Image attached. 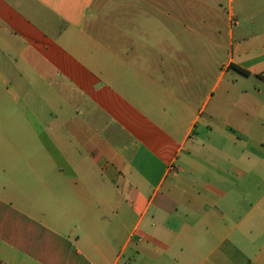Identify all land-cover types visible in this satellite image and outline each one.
<instances>
[{
    "label": "crops",
    "instance_id": "crops-1",
    "mask_svg": "<svg viewBox=\"0 0 264 264\" xmlns=\"http://www.w3.org/2000/svg\"><path fill=\"white\" fill-rule=\"evenodd\" d=\"M0 93V264H264V0H0Z\"/></svg>",
    "mask_w": 264,
    "mask_h": 264
},
{
    "label": "rangeland",
    "instance_id": "rangeland-1",
    "mask_svg": "<svg viewBox=\"0 0 264 264\" xmlns=\"http://www.w3.org/2000/svg\"><path fill=\"white\" fill-rule=\"evenodd\" d=\"M36 85H37V88H40V82H36ZM38 91H40V89H38ZM40 94L41 93H39L37 96V100L39 104H41ZM1 95L2 93H0V96ZM4 102H5V99L0 98V105L2 104V111L0 112V121L10 119L16 122H23L24 120L27 119L22 116V114L15 108V105L10 100H7L6 104L3 106ZM4 107H7V110H5ZM8 107H10V109H8ZM3 110H5V112ZM30 119L34 120V116L31 113H30Z\"/></svg>",
    "mask_w": 264,
    "mask_h": 264
},
{
    "label": "trees",
    "instance_id": "trees-1",
    "mask_svg": "<svg viewBox=\"0 0 264 264\" xmlns=\"http://www.w3.org/2000/svg\"><path fill=\"white\" fill-rule=\"evenodd\" d=\"M238 70L241 71L243 74L248 75V73L246 71L241 70V69H238Z\"/></svg>",
    "mask_w": 264,
    "mask_h": 264
}]
</instances>
